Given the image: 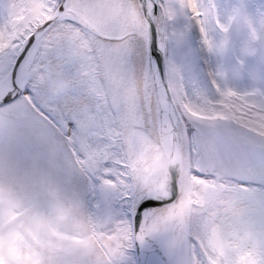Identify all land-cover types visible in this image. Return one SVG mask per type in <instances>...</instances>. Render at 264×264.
<instances>
[{
  "label": "snow or ice",
  "instance_id": "obj_1",
  "mask_svg": "<svg viewBox=\"0 0 264 264\" xmlns=\"http://www.w3.org/2000/svg\"><path fill=\"white\" fill-rule=\"evenodd\" d=\"M0 264H264V11L0 0Z\"/></svg>",
  "mask_w": 264,
  "mask_h": 264
},
{
  "label": "rangeland",
  "instance_id": "obj_2",
  "mask_svg": "<svg viewBox=\"0 0 264 264\" xmlns=\"http://www.w3.org/2000/svg\"><path fill=\"white\" fill-rule=\"evenodd\" d=\"M238 2V0H217L220 8L222 19L226 15L227 8L230 4ZM243 3L247 6L248 13L254 18L257 17L260 11H264V0H243ZM233 31H239V37L237 39V46L246 39V32L242 25L235 23L233 25ZM189 44L193 50L198 49V33L193 30L189 35ZM225 64L231 67L234 64V60L231 57L226 58ZM249 65V70L255 71L259 68V63L256 58H250L247 61Z\"/></svg>",
  "mask_w": 264,
  "mask_h": 264
},
{
  "label": "bare ground",
  "instance_id": "obj_3",
  "mask_svg": "<svg viewBox=\"0 0 264 264\" xmlns=\"http://www.w3.org/2000/svg\"><path fill=\"white\" fill-rule=\"evenodd\" d=\"M249 65H250V64H247V65H246V70H249Z\"/></svg>",
  "mask_w": 264,
  "mask_h": 264
},
{
  "label": "water",
  "instance_id": "obj_4",
  "mask_svg": "<svg viewBox=\"0 0 264 264\" xmlns=\"http://www.w3.org/2000/svg\"><path fill=\"white\" fill-rule=\"evenodd\" d=\"M257 59V61H258V58H256ZM259 62V61H258Z\"/></svg>",
  "mask_w": 264,
  "mask_h": 264
}]
</instances>
